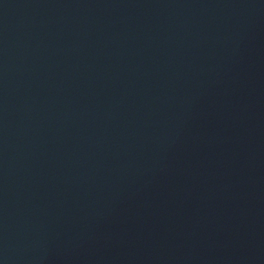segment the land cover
<instances>
[{
    "label": "water",
    "instance_id": "obj_1",
    "mask_svg": "<svg viewBox=\"0 0 264 264\" xmlns=\"http://www.w3.org/2000/svg\"><path fill=\"white\" fill-rule=\"evenodd\" d=\"M0 264H264V0H0Z\"/></svg>",
    "mask_w": 264,
    "mask_h": 264
}]
</instances>
